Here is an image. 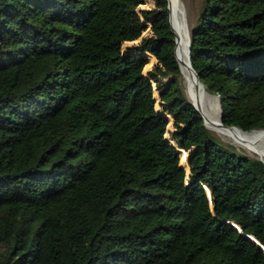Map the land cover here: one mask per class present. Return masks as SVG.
Segmentation results:
<instances>
[{
    "label": "trees",
    "instance_id": "obj_1",
    "mask_svg": "<svg viewBox=\"0 0 264 264\" xmlns=\"http://www.w3.org/2000/svg\"><path fill=\"white\" fill-rule=\"evenodd\" d=\"M170 25L167 0H0V264H264V163L209 137ZM189 32L222 125L264 128V0H202Z\"/></svg>",
    "mask_w": 264,
    "mask_h": 264
},
{
    "label": "bare ground",
    "instance_id": "obj_2",
    "mask_svg": "<svg viewBox=\"0 0 264 264\" xmlns=\"http://www.w3.org/2000/svg\"><path fill=\"white\" fill-rule=\"evenodd\" d=\"M169 19L175 35V58L180 68L183 90L188 100L202 114L205 127L232 143L245 148L264 163V128L248 132L238 127L224 126L220 120L216 96L208 93L196 78L190 66V32L187 25V7L184 0H167Z\"/></svg>",
    "mask_w": 264,
    "mask_h": 264
},
{
    "label": "rangeland",
    "instance_id": "obj_3",
    "mask_svg": "<svg viewBox=\"0 0 264 264\" xmlns=\"http://www.w3.org/2000/svg\"><path fill=\"white\" fill-rule=\"evenodd\" d=\"M201 1L202 0H184L186 7H187V13H188V18H187V25L190 31V28L194 25L196 18H197V14L201 5ZM153 6V5H152ZM140 8H146L147 6H145V4H142L141 6H139ZM151 7V6H149ZM148 7V8H149ZM149 27V26H148ZM130 44V42H126L125 43ZM149 58H150V62L146 65L145 70L150 69L151 66L156 62L155 58L149 54ZM144 70V71H145ZM153 85V89H154V94L156 96V98H158V93L157 90L155 89V82H152ZM181 87L183 89V80L181 81ZM184 92V90H183ZM218 103V100H217ZM159 104H156V109H159ZM219 108V107H218ZM170 118V117H169ZM171 120V119H170ZM204 121V120H203ZM205 125V124H204ZM173 130V126H172V121H170V123L167 126V131L165 132V136L167 139H170V132ZM209 137L215 139V140H219L222 143L228 144V145H232L233 147H235V149L240 152V153H244L246 155H249L251 157L256 158L255 156H253L252 154H250L245 148L238 146L234 143H232L231 141H229L228 139L223 138L222 136L213 133L210 131ZM172 141V140H171ZM180 161L182 164L185 165V167L187 168V163H186V159H187V154L185 151H181L180 153ZM257 159V158H256ZM259 160V159H258Z\"/></svg>",
    "mask_w": 264,
    "mask_h": 264
},
{
    "label": "water",
    "instance_id": "obj_4",
    "mask_svg": "<svg viewBox=\"0 0 264 264\" xmlns=\"http://www.w3.org/2000/svg\"><path fill=\"white\" fill-rule=\"evenodd\" d=\"M169 24H170V19H169ZM170 27H171V25H170ZM171 30H172V28H171ZM172 32H173V30H172ZM174 33V32H173ZM146 34V32H144L143 34H142V36H144ZM174 40H175V38H174ZM189 50H190V42H189ZM174 51H175V48H174ZM189 58H190V54H189ZM190 66H191V64H190ZM191 69H192V71L194 72V70H193V68H192V66H191ZM194 74H195V72H194ZM195 76H196V74H195ZM196 78L198 79V77L196 76ZM201 83V82H200ZM202 84V83H201ZM193 105V104H192ZM194 106V105H193ZM199 112V111H198ZM201 114V113H200ZM202 115V114H201ZM203 117V116H202ZM228 127H235V126H228ZM186 163H187V161H186ZM263 249H264V247H262Z\"/></svg>",
    "mask_w": 264,
    "mask_h": 264
}]
</instances>
